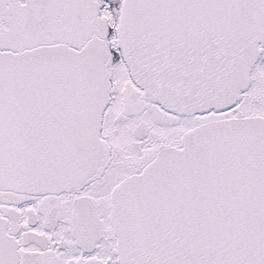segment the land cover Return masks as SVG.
<instances>
[{
	"label": "snow or ice",
	"instance_id": "6c2138e0",
	"mask_svg": "<svg viewBox=\"0 0 264 264\" xmlns=\"http://www.w3.org/2000/svg\"><path fill=\"white\" fill-rule=\"evenodd\" d=\"M0 264H264V0H0Z\"/></svg>",
	"mask_w": 264,
	"mask_h": 264
}]
</instances>
